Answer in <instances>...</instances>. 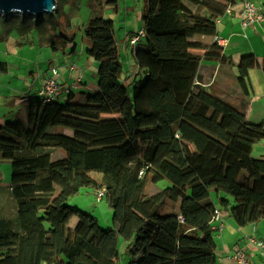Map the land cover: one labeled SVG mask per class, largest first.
I'll use <instances>...</instances> for the list:
<instances>
[{
	"label": "trees",
	"instance_id": "obj_1",
	"mask_svg": "<svg viewBox=\"0 0 264 264\" xmlns=\"http://www.w3.org/2000/svg\"><path fill=\"white\" fill-rule=\"evenodd\" d=\"M234 1L144 0L131 97L113 24L91 12L83 40L96 91L36 97L25 120L0 125L14 202V215L0 217V264H120L121 242L127 264H218L215 209L238 228L264 220V160L251 155L264 124L247 122L198 75L202 61L225 60L215 22ZM253 68L264 75V59L240 58L243 95ZM82 189L105 190L110 228L68 206Z\"/></svg>",
	"mask_w": 264,
	"mask_h": 264
},
{
	"label": "rangeland",
	"instance_id": "obj_2",
	"mask_svg": "<svg viewBox=\"0 0 264 264\" xmlns=\"http://www.w3.org/2000/svg\"><path fill=\"white\" fill-rule=\"evenodd\" d=\"M56 3L57 8L53 14L44 15L38 20L32 17L24 19L19 15L7 19L0 18V62L6 63L9 69L5 74L0 72V109H7L8 99L18 96L20 90H27L32 81L29 77L31 75V78L37 77L45 72L48 66L60 68L74 63L82 69L83 74L87 75L86 81H89L93 75L96 77L97 65L86 56L87 46L83 40V30L91 12H98L104 20L112 22L114 37L117 40L124 39L125 34L129 32L125 38V40L128 39L126 40L128 44L129 40L142 28L140 14L145 8L144 0H56ZM64 38L67 41L70 40L76 47L74 56L71 52L73 46H66ZM51 42L55 50L50 47ZM140 43L129 44L125 48L129 50L128 47L131 49ZM126 50L122 52L127 54ZM75 70H77L76 67H74ZM123 72L124 77L128 75L126 73H129L126 67L123 68ZM134 72L132 71L131 75L129 74L130 78L126 79L128 83L134 76ZM131 88L132 84L127 87L129 97L132 95ZM12 111V118L18 119V109ZM58 153L63 155L61 150H57L52 153V158H55L53 156ZM10 172V163L1 161L0 217L14 215V202L10 197L8 185ZM93 176L100 177L98 174ZM168 185V181L164 180L156 187L161 190ZM94 193L92 189H82L78 195L68 199L67 204L81 213L92 214L97 218L101 228L108 229L111 227L112 210L104 198L99 203L95 202ZM222 222L226 228V222L224 220ZM75 223L76 218L73 217L69 226L73 227ZM121 259L124 264L126 257Z\"/></svg>",
	"mask_w": 264,
	"mask_h": 264
},
{
	"label": "crops",
	"instance_id": "obj_3",
	"mask_svg": "<svg viewBox=\"0 0 264 264\" xmlns=\"http://www.w3.org/2000/svg\"><path fill=\"white\" fill-rule=\"evenodd\" d=\"M244 1L262 6L264 15V0H235L234 4L231 6V14L228 16L223 13V16L218 18L216 22V37L224 42L222 54L225 60L222 63L216 61H202L198 70V75L199 80L204 86L210 89L213 95L226 100L239 111H243L247 122L252 124H264V75L262 71L260 68H253L248 71L246 78V95L242 94L236 80L238 76L236 67L242 56H254L259 65L264 59V18L259 23H254L246 28H242L241 5ZM127 34L129 35V32L125 34L124 39L117 40L115 38L120 53L122 69L126 67L129 72L126 73L128 75H125V77L124 72L122 75V84L126 88L141 77L132 59V52L137 47H131V49L128 47L129 50L125 48L129 45L126 42L128 39L125 40ZM64 43H66L65 45L68 47L73 46L71 52L72 56H74L77 51L76 47L70 40H65ZM42 44L43 43H41V45ZM123 50L128 51V53L125 54L122 52ZM72 65L76 67L77 70L70 72L68 69L70 65H67L68 67L61 66L58 68L61 75V82L66 87L72 88V94L74 96L79 93H94L96 91V77L93 75L89 81H86L87 75L83 74L82 69L74 63L71 64V66ZM51 68L48 66L45 72L39 74L37 77L31 78V75L29 79H32V81L29 83V88L27 87V90H20L18 91V96L13 98L10 97L9 99L6 98L8 99L7 102L9 105L7 109H0V125L9 120L16 119L12 118L13 109H18V119L25 120V107L31 102L36 101V92L41 87L42 81L48 76ZM8 71L9 69L6 63H2L0 72L5 74ZM132 71H135L134 76L131 77V81L128 83L126 79L130 78ZM80 75L82 78L78 82L77 78ZM59 101L64 102L65 96H62ZM251 155L256 159L264 160V140L253 146ZM223 220L226 222V228L223 225L221 233L216 230H214L213 233L214 242L217 247V263L235 264L231 257L235 250L242 249L247 255L250 264H264L263 255L254 247L247 244V239L252 236L264 241V220L256 226H247L245 228L236 227L232 220L226 215L223 216L222 221ZM119 249L122 254L121 257H126L123 253L125 249L124 243H120ZM127 262L128 259L126 257V262L124 261V264H127ZM120 264H122V261Z\"/></svg>",
	"mask_w": 264,
	"mask_h": 264
},
{
	"label": "built area",
	"instance_id": "obj_4",
	"mask_svg": "<svg viewBox=\"0 0 264 264\" xmlns=\"http://www.w3.org/2000/svg\"><path fill=\"white\" fill-rule=\"evenodd\" d=\"M232 5H229L226 7L224 13L226 15L231 14ZM242 9H241V26L242 28H246L249 25H253L254 23H259L263 20V7L260 5H256L251 2L244 1L242 3ZM218 20V19H217ZM216 20V22H217ZM215 22V23H216ZM145 33L143 29H140V31L137 33L135 37H132L129 40L130 45H136L141 40L144 39ZM214 42L218 45L219 48L224 47V42L219 39L218 37L214 38ZM69 71H74V66L68 67ZM60 71L58 68H51L49 70L48 76L45 77V79L42 81L41 87L36 92V96L42 104H48L53 101H59V99L62 96H65V98L72 93L71 87H66L62 82L60 78ZM81 76V75H80ZM77 78V81L79 82L81 80V77ZM105 196V190H97L94 193L95 202L99 203L102 201V199ZM223 215L221 214L220 210L215 209L212 219H211V225L212 229L218 231L219 233L223 230V223H222ZM247 244L254 247L261 255L264 257V241L261 239H257L256 237L252 236L247 239ZM231 259L235 262V264H250L247 255L242 249H237L234 251Z\"/></svg>",
	"mask_w": 264,
	"mask_h": 264
},
{
	"label": "water",
	"instance_id": "obj_5",
	"mask_svg": "<svg viewBox=\"0 0 264 264\" xmlns=\"http://www.w3.org/2000/svg\"><path fill=\"white\" fill-rule=\"evenodd\" d=\"M56 0H0V18L7 19L14 15L36 20L56 11Z\"/></svg>",
	"mask_w": 264,
	"mask_h": 264
}]
</instances>
